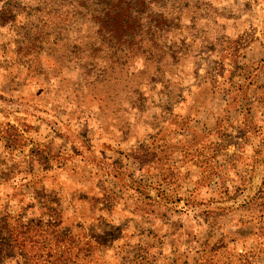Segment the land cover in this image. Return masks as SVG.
<instances>
[{
    "label": "rangeland",
    "instance_id": "rangeland-1",
    "mask_svg": "<svg viewBox=\"0 0 264 264\" xmlns=\"http://www.w3.org/2000/svg\"><path fill=\"white\" fill-rule=\"evenodd\" d=\"M144 1L160 32L108 50L76 3L0 0V264H264V132L224 144L264 0Z\"/></svg>",
    "mask_w": 264,
    "mask_h": 264
},
{
    "label": "trees",
    "instance_id": "trees-1",
    "mask_svg": "<svg viewBox=\"0 0 264 264\" xmlns=\"http://www.w3.org/2000/svg\"><path fill=\"white\" fill-rule=\"evenodd\" d=\"M43 3L60 7L76 3L85 11L83 14L90 16L91 22L96 27L95 34L99 42L94 40L92 44L100 43L101 48L105 47L108 50L131 49L134 44H137V38L143 36L145 17L149 19L150 25L155 22L154 28H151L152 36L160 32L159 19L156 14L147 10L144 0H43ZM9 17L8 11H0V25L8 24L9 19L14 21L13 16ZM249 119L250 114H247L244 125L247 137L251 140L257 136L249 127L247 122Z\"/></svg>",
    "mask_w": 264,
    "mask_h": 264
},
{
    "label": "crops",
    "instance_id": "crops-1",
    "mask_svg": "<svg viewBox=\"0 0 264 264\" xmlns=\"http://www.w3.org/2000/svg\"><path fill=\"white\" fill-rule=\"evenodd\" d=\"M247 62L252 63L254 66L253 74L251 76V80L248 78L250 74H247V76H243L241 78V84L240 89L242 88L241 93L242 96L237 99V103L233 105H226L224 103V106L227 107L226 109H229L233 112H236L238 115V124L236 127H229L228 132H226V138L224 140V144L226 145L227 150H245L249 149V147H253V145H257L254 142H252L248 137L247 133L245 131V119L247 117V114H250L252 116L253 113H256L258 116V119L261 124H263L264 127V109L255 112L254 108L257 103L263 104V90H264V49L259 48L258 42L251 45L250 49L248 50L247 54ZM264 106V105H263ZM223 106H220L216 109L220 112V110H224ZM264 130L258 128V130L255 132L257 138L260 133H263ZM232 140V141H231ZM258 145H262L259 143ZM261 146V147H262ZM243 198L246 197V194L242 195ZM131 229H133L134 226H130ZM162 226H140L139 230L141 232V236L139 238L141 244H139L140 248H145L141 255L143 254L146 256L151 254L155 258H159L158 260L161 261L163 258L167 257L168 255L170 257H174L175 255H178V250H173L174 247L170 243L164 242V238H160L157 234L158 228H161ZM134 241V240H132ZM136 241V240H135ZM146 241V242H145ZM170 245V246H169ZM148 247V249H146Z\"/></svg>",
    "mask_w": 264,
    "mask_h": 264
}]
</instances>
